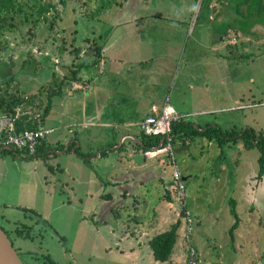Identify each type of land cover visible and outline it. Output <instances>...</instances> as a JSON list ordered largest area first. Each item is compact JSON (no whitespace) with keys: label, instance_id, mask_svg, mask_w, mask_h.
<instances>
[{"label":"rangeland","instance_id":"rangeland-1","mask_svg":"<svg viewBox=\"0 0 264 264\" xmlns=\"http://www.w3.org/2000/svg\"><path fill=\"white\" fill-rule=\"evenodd\" d=\"M19 1L34 9L29 11L23 7L21 12L10 7L6 11L16 22L9 24L6 18L9 30L3 31L0 37L3 45L0 47V81L3 76L12 77L18 83L8 82V91L14 92L19 87L25 94L35 91L40 84L45 88L47 83H52L51 70L56 76L57 27H71L70 19L76 12L78 33L88 32L90 26L98 30L102 22L98 14L117 9L116 0ZM148 1L149 5L138 9L167 10L165 2L159 5L158 0L154 3L157 7ZM205 1H184L183 7L188 11L184 25L188 30L184 35H171L168 28L150 32L153 45L158 47L155 52L161 54L153 59L165 61L167 66L171 64L172 78L167 87L171 89V99L188 111L182 114L183 121L215 124L222 131L233 129L237 134L248 128L264 135V0L258 3L247 0L244 4L243 0L228 1L226 6L231 12L221 23H229L237 30L236 34L225 33L222 28L214 34L206 33L207 28L197 32ZM92 2L95 3L92 5ZM220 4H211L207 10H223L224 3ZM259 4L262 6L257 7ZM39 5L48 6V10L33 23L37 14L35 8ZM86 11L87 18L81 15ZM56 15L63 19L58 21ZM50 20L52 25L48 29L43 24ZM28 27L40 31L38 38L45 35L42 48L30 44L36 38L26 32ZM63 36L66 39L68 35ZM230 36L233 41L226 48H208L209 42L218 41L219 37L225 45L223 40ZM92 38L98 41L97 36ZM226 50L232 51L231 58L222 55ZM217 54H220L218 59ZM61 62L69 66L68 59ZM66 66H61L60 71L69 72ZM232 97L237 100L232 101ZM54 98L52 107L56 108ZM188 140L186 147L179 148L181 140L175 135L172 148L174 162L181 176H185L182 180L186 209L191 218L189 224L180 212L182 205L175 198L172 180L164 187L166 178H170L172 163L165 152L153 156L149 167L135 173L127 167L122 170V164L113 170L116 156L111 152L101 161L80 157V161L76 159L67 167L74 178L61 177L71 187L69 190L68 186L56 184V169L49 170L52 162L48 157H17L12 151H5L0 152V205L16 203L36 209L46 223L39 221L40 230L36 226L30 229V238L16 236L11 222L0 218V225L24 264H42L43 254L54 264H190L189 242L194 264H264V172L257 175L258 149L243 145L241 137L221 145L213 140L207 142L199 135ZM91 143L85 142L83 150L96 153L97 149H102L94 145L95 142ZM102 164L104 166L100 167ZM90 173L93 180L84 182L90 178ZM102 190L108 193L106 197L99 196ZM6 193L12 200L6 198ZM232 206L236 210L237 224L230 235L228 228L234 220ZM177 218L176 239L168 259L154 260L146 249V239ZM43 230L45 237L41 239L38 232ZM138 233L145 238L141 251L134 238Z\"/></svg>","mask_w":264,"mask_h":264},{"label":"crops","instance_id":"crops-1","mask_svg":"<svg viewBox=\"0 0 264 264\" xmlns=\"http://www.w3.org/2000/svg\"><path fill=\"white\" fill-rule=\"evenodd\" d=\"M150 1L151 4H154L158 0ZM184 1L159 0V5L166 3L167 10L158 12L155 10L150 11V9L141 11L138 9L139 6L143 8L145 5H149L148 0H116L117 9L110 12L104 11L101 15L98 14L102 20L99 29L95 30L90 26L88 32L78 33L79 21L76 12L70 19L71 27L64 28L63 31L64 34L68 35L65 39V48L60 45L62 43L60 37L59 42L56 41V82L60 78L64 81H60L58 92L51 97V105L47 114L38 123L41 126L52 128L39 141V149L41 150L47 146L45 149L49 153L47 157L49 162H52H48L50 164L49 170L55 171L56 169V176L52 175L56 177V184L59 187L68 186L67 181L61 179L64 175H67L70 179L74 178L67 167L77 160L80 161V157L83 160L100 159L101 161L106 153L111 152L112 156H116V167L113 170L118 168V164H122V170L127 167L133 173L149 167L153 156L147 157L144 155L145 150L134 148V142H138L134 134L140 130L138 120L148 113L158 114L164 103L168 104L181 117L183 113L188 112L180 103H176L171 99V89L167 87L172 78L171 64L167 66L165 61L153 59L159 53L155 52L158 47L153 45V37L150 33L151 31L157 32L159 29L168 28L171 35H184L188 30V27L184 26L188 16V11L183 7ZM228 1L206 0L204 3L205 8L198 18L197 26L200 28L197 32L207 28L206 33L214 34L213 32H220L222 28L225 33L231 31L236 34L237 30H233L229 23L228 25L221 23L231 12V9L226 6ZM220 2L224 3L223 10H207L211 4L220 6ZM94 3L92 2V5ZM154 6L159 7L158 4H154ZM81 15L85 18L89 16L87 11L81 12ZM59 17L62 16L59 15ZM56 33L59 34L60 31L58 30ZM91 36H97L98 41L95 42ZM71 38H73V44L68 45ZM223 41H226L225 45L222 44L219 37L218 41L209 42L208 48L211 50H217L221 46L226 48V45L231 43L233 38L230 36V38ZM93 44L99 45L97 54L93 52ZM72 46L75 49L68 51ZM160 51L163 53L162 49ZM222 55L225 58H231L232 51L226 50ZM219 57L220 54H217L216 59ZM63 59H68V65L75 64L71 65V68L76 69L75 78L66 79L64 76L69 72L60 71L61 66H66L64 62H61ZM42 60L45 61V59ZM66 69L69 71V66ZM5 78V76L2 77L0 84L3 83ZM11 81L18 83L12 77L9 82ZM18 89L21 92L19 87ZM54 97L56 98V108L52 107ZM231 100L236 101L237 97H232ZM6 123L3 115L0 114V124L4 125ZM194 126L200 128L199 126L202 125L194 124ZM49 134H53V136L47 137ZM199 137H204L207 142H212L211 139H207L203 135H199ZM87 141L95 142L94 145L101 146L102 149H97L96 153H92L91 150H83L82 145L84 146L85 142L86 144L90 143ZM189 142L188 138L184 139L179 148L186 147ZM138 144L142 145L139 142ZM120 145L124 147V150L119 149ZM75 147L78 148L77 152L74 151ZM11 151L17 157H27L13 150ZM133 153H141L143 155L142 161H133L130 158V154ZM12 161L14 162L15 159ZM103 166L102 164L100 167ZM94 176L96 177L97 173ZM184 178L185 176H182V179ZM87 180H93V173L84 182H87ZM171 180L170 175V178H166L164 187ZM45 184L47 183H43V185ZM69 187L70 190L71 187ZM107 194L102 190L99 196L106 197ZM6 198H10L8 194ZM136 202L140 203V201ZM28 209L35 211L40 216L36 209L22 207L16 203H7L6 205L2 204L0 208V218L5 222H11L13 227L15 225H26L30 229L37 227L40 230L39 221L44 218L40 217L38 219L36 215L27 211ZM40 232H38L40 238L44 239L45 231L43 230L44 234ZM19 237L21 238V236ZM134 238L137 240L138 249L143 250L142 246L145 238H142L140 233ZM145 243L146 249L152 258L147 239ZM27 255L32 257L29 252H27ZM34 258L38 257L35 256Z\"/></svg>","mask_w":264,"mask_h":264},{"label":"trees","instance_id":"trees-1","mask_svg":"<svg viewBox=\"0 0 264 264\" xmlns=\"http://www.w3.org/2000/svg\"><path fill=\"white\" fill-rule=\"evenodd\" d=\"M246 1L247 0H243L242 3L244 4ZM256 1L258 3L262 0H256ZM24 3L25 2L19 1V0H0V37L4 33L3 31H5L6 29L9 30L5 24L6 18H9V21H10L9 24L16 22V20L13 18V15L11 14L8 15V12H6L10 9V7L11 8L14 7L16 11H21V12H22L23 7L29 8V11H32L34 9V8L33 9L30 8L28 5L23 6ZM261 6L262 4L257 5V7H261ZM47 10H48V6H43V5L37 6L35 8V11L37 14H36V17L32 19L33 20L32 22L36 23V18L40 14H43V16H45L44 13ZM24 17L26 18L27 16L24 15ZM56 17L58 21H61V19H63L59 17L58 15H56ZM51 25H52L51 20L47 24H43V26H45L48 29ZM57 28L60 31L59 37L62 42L60 43V45L62 48H65L66 40L63 36L64 35L63 31L65 27L61 25L60 27H57ZM26 32H28L30 36H33L36 38V40L32 39L30 44L36 45L37 48H42V46L44 45L43 43L46 39L45 35H43L41 38L36 37L37 34H40V31L35 32V30L32 29V27L26 28ZM72 40L73 38H71L68 45L73 44ZM0 47H3L1 42H0ZM92 48H93V52L97 54L99 50V45L93 44ZM74 49L75 47L72 46V48L69 49L68 51L70 50L72 51ZM30 55L32 56L31 52H30ZM71 65H75V64L73 63ZM71 65H69V73L64 76L66 79L75 78L76 69L71 68ZM50 74L52 75V81H53L52 83H47L45 88H43V86L40 85L35 91L28 92L26 94L20 92L17 88L15 89L14 92L8 91V88L6 85L11 80V77L5 78L3 83L0 84V114L3 115V118L4 120H6V122L10 123L13 131H19L23 128H33L47 114L50 108V105H51V97L58 92L60 81H64L62 80V78H60L56 82L55 72L51 70ZM42 92L44 93V96H42ZM199 127L202 129L197 128L193 126L192 123L185 122L182 119H179L177 121H172L170 124L171 133H173V136L178 135L180 137L181 142H183L184 139L192 137L193 135H203L207 139H211L215 141L218 145H221L225 141H231V140L236 141L237 137H241L244 140L243 145L256 146V148L258 149V155L256 157V161L258 163L257 175H259L261 172H264V135L263 134L259 132L257 133L253 131L252 129H248V128H244L240 132V134H237L238 131H235L233 129H230L226 132V131L220 130L219 126L215 124L214 125L206 124V125H202ZM134 136L138 139V142L142 144L140 146L138 142L137 143L134 142V148L136 149L140 148L142 151H144L148 147L156 146L159 143L160 138H161L160 134H146L142 130H139L138 132H136ZM173 136H172V141H173ZM46 147H43L40 150L39 142H38L35 147V153L33 155H28L27 157L42 156L46 158L49 154L45 150ZM119 149L124 150V147L120 145ZM5 151H11V150L5 149V148L0 150V152H5ZM14 151L19 153L18 150H14ZM74 151L77 152L78 148L75 147ZM165 197L169 199L168 193L165 194ZM231 204H233L232 199H231ZM183 210H184V206H182L180 210L182 214L184 212ZM27 211H30L31 213L36 215L38 219L40 218L39 214L36 213L35 211L30 210V209H28ZM231 213L234 217V220L228 228V232L230 235H232L233 228L237 224L236 210L234 209L233 206L231 208ZM178 225H179V220L177 218L174 221L170 222L168 227L156 232L155 234L151 235L147 239V245L151 251V255L154 260L164 261L168 259L172 251L173 243L175 242V239H176V229ZM29 230H30V227L26 225H15V227H13L12 229V231L14 232L16 236H21L23 238H30L29 232H28ZM4 231L7 234L6 230ZM10 241L12 243L11 238H10ZM15 250L17 251L16 248ZM40 261L42 264H54V261L50 259V257L47 254H43Z\"/></svg>","mask_w":264,"mask_h":264},{"label":"built area","instance_id":"built-area-1","mask_svg":"<svg viewBox=\"0 0 264 264\" xmlns=\"http://www.w3.org/2000/svg\"><path fill=\"white\" fill-rule=\"evenodd\" d=\"M181 119V115L175 112L168 104L164 103L158 114L148 113L138 120V126L146 134H160V143L145 149L144 155L147 157L154 156L160 152H165L171 159V178L172 190L175 198L184 206L183 216L187 223L191 221L186 203L184 199V184L181 172L174 162L172 148V133L170 124L172 121ZM51 127L36 125L33 128H23L19 131H13L9 122L0 124V149L18 150L21 155H33L35 153L36 144L50 131ZM189 248V263L194 264L193 248Z\"/></svg>","mask_w":264,"mask_h":264},{"label":"water","instance_id":"water-1","mask_svg":"<svg viewBox=\"0 0 264 264\" xmlns=\"http://www.w3.org/2000/svg\"><path fill=\"white\" fill-rule=\"evenodd\" d=\"M130 158L135 162H140L143 159V155L141 153H133L130 154ZM0 264H24L1 227H0Z\"/></svg>","mask_w":264,"mask_h":264},{"label":"flooded vegetation","instance_id":"flooded-vegetation-1","mask_svg":"<svg viewBox=\"0 0 264 264\" xmlns=\"http://www.w3.org/2000/svg\"><path fill=\"white\" fill-rule=\"evenodd\" d=\"M2 225H0V227H1ZM2 229H3V231L5 230L3 227H1ZM5 232V231H4ZM6 234V233H5ZM7 235V234H6ZM8 237V239H9V241H10V238H9V236H7ZM11 242V241H10ZM12 245H13V243H11ZM15 249V248H14ZM18 253V252H17Z\"/></svg>","mask_w":264,"mask_h":264}]
</instances>
